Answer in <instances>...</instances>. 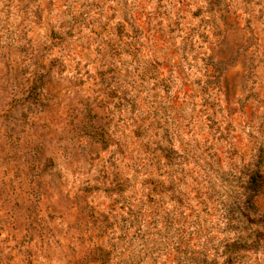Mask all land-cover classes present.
I'll return each instance as SVG.
<instances>
[{
    "label": "rangeland",
    "instance_id": "374dc122",
    "mask_svg": "<svg viewBox=\"0 0 264 264\" xmlns=\"http://www.w3.org/2000/svg\"><path fill=\"white\" fill-rule=\"evenodd\" d=\"M264 0H0V264H264Z\"/></svg>",
    "mask_w": 264,
    "mask_h": 264
},
{
    "label": "trees",
    "instance_id": "16d2710c",
    "mask_svg": "<svg viewBox=\"0 0 264 264\" xmlns=\"http://www.w3.org/2000/svg\"><path fill=\"white\" fill-rule=\"evenodd\" d=\"M249 189L253 195L259 194L264 189V176L259 171L250 176Z\"/></svg>",
    "mask_w": 264,
    "mask_h": 264
}]
</instances>
